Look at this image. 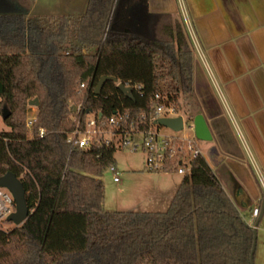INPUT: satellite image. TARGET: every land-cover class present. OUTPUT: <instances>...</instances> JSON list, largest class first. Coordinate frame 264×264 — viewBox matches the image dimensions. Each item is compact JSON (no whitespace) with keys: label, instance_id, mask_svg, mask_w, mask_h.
<instances>
[{"label":"trees","instance_id":"trees-1","mask_svg":"<svg viewBox=\"0 0 264 264\" xmlns=\"http://www.w3.org/2000/svg\"><path fill=\"white\" fill-rule=\"evenodd\" d=\"M28 12V0H0V178L20 182L27 209L21 226L0 229V264H250L253 229L202 156L166 212H107L101 179L114 146L104 137L82 149L67 143L92 118L131 135L163 100L183 110L195 56L182 22L151 14L148 0H87L77 20ZM103 77L116 82L96 96Z\"/></svg>","mask_w":264,"mask_h":264},{"label":"crops","instance_id":"crops-1","mask_svg":"<svg viewBox=\"0 0 264 264\" xmlns=\"http://www.w3.org/2000/svg\"><path fill=\"white\" fill-rule=\"evenodd\" d=\"M86 3L87 0H67L66 4L71 7L64 8L59 17L77 20L83 15ZM183 6L238 134L197 56L191 100H185L186 108L180 113L203 117L211 140L200 141L198 149L248 225L251 210L259 207L254 220L253 261L264 264V210L261 207L264 194L239 138L240 134L264 180V0H183ZM31 11L29 8L27 17L34 19L30 17ZM148 11L169 15L181 22L176 0H148Z\"/></svg>","mask_w":264,"mask_h":264},{"label":"built area","instance_id":"built-area-1","mask_svg":"<svg viewBox=\"0 0 264 264\" xmlns=\"http://www.w3.org/2000/svg\"><path fill=\"white\" fill-rule=\"evenodd\" d=\"M179 8V13L181 17L182 25L187 34L188 40L191 44L192 50L194 52V56H197L198 60L202 63L204 69L207 72V75L211 81V84L219 98V100L224 103V108L227 113V116L232 121L234 128L238 134L237 127L234 123L233 116L231 115L227 105L225 106V102L221 95V90L219 84L217 83L216 78L214 77L210 66L207 64L205 57L201 51V48L197 42L195 34L193 32L192 26L188 21L187 14L185 8L183 6V0H176ZM80 89L84 88L83 84H80ZM156 99L157 96H156ZM181 116V113L176 110L174 106L166 103V100L157 103L153 107V116L147 122V129L143 131H138L134 134H139L143 136V142L138 147L136 145H132L130 141H126L124 138L128 135H123L119 132L105 131L104 124L97 125L96 121L92 118L88 120L86 123V128L82 132L77 129L67 138V143L72 146L82 149L88 146L89 142L94 139H98L104 137V142L106 145L114 146V141H117L118 144L120 142L121 146H130L131 145V153H135L138 149H141L144 153V168L145 171L149 173H165V172H175L180 176H184L190 170L189 162L191 159L201 156L199 149L195 143L196 139L194 135L192 136H184L183 138H170L167 136H163L160 134L156 128H160L156 124V120L158 119H171ZM183 117V116H182ZM120 120V119H119ZM119 120L114 118H110L107 122L108 126H114L116 130L119 129ZM142 120L144 118L142 117ZM36 121V112H29L26 118L25 125L29 129ZM186 128L185 120H183V129ZM188 129L193 133L192 128ZM131 134V135H134ZM44 135V131H39V137ZM239 138L245 149L246 155L248 156L249 162L251 166L255 170V173L258 176L263 194H264V180L261 177L260 171L256 167L251 154L248 151L245 141L242 136L239 134ZM109 171L112 174V181L114 183L120 182V176L116 173V171L111 167ZM6 203L10 204L9 199L6 195H3L0 191V221L7 218L8 215L11 214L10 209L6 207ZM259 214V207H255L251 210V221L249 222V227L254 229V220L257 218Z\"/></svg>","mask_w":264,"mask_h":264},{"label":"rangeland","instance_id":"rangeland-1","mask_svg":"<svg viewBox=\"0 0 264 264\" xmlns=\"http://www.w3.org/2000/svg\"><path fill=\"white\" fill-rule=\"evenodd\" d=\"M28 2L29 8H32L30 13L31 18L41 15L59 17L63 15L62 10L64 8L71 7V5L66 4L67 0H28ZM187 100L191 99L188 98ZM183 103H185V100H183ZM185 104L183 105L184 110L186 108ZM192 107L191 104L190 108L192 109ZM32 111L36 112V108L30 107L29 112ZM181 116L185 118L186 123L187 116L184 113ZM156 130L163 136L177 139L183 138L184 136L191 137L193 134L188 129V124L183 131L178 133L163 127L156 128ZM2 132H8V129L5 127L0 116V133ZM124 139L138 147L143 142V136L139 134L128 135ZM117 141H114L115 153L113 157V169L120 176V183L117 184L112 181V174L109 170L103 175L101 179L104 188L103 209L107 212H166L182 176L172 171L165 173H149L145 171V156L142 150L138 149L137 152L131 153V145L123 147ZM195 143L197 148L202 144L197 140ZM0 191L10 201V204H5L6 207L10 209L11 213L14 212L10 193L4 189H0ZM5 220L0 221V229L9 231L15 228L12 223L5 222Z\"/></svg>","mask_w":264,"mask_h":264},{"label":"water","instance_id":"water-1","mask_svg":"<svg viewBox=\"0 0 264 264\" xmlns=\"http://www.w3.org/2000/svg\"><path fill=\"white\" fill-rule=\"evenodd\" d=\"M107 82H116L114 78L103 77L98 81L97 86L94 89V95H99L102 87ZM118 89L128 98H131V88H126L122 85H118ZM30 107L37 108L38 100L34 99L28 104ZM76 110V108H73ZM8 114L5 110L2 113V120L7 118ZM187 122L189 128H192L194 138L197 141L201 142H209L211 140L210 133L205 124V121L202 116H187ZM183 120L184 117L178 116L176 118L171 119H158L156 120V124L160 127L169 129L175 133L181 132L183 129ZM0 189L7 190L11 195V201L14 206V212L7 216L6 220L12 223L15 227L21 226L27 219V209L25 205L24 191L21 187L20 182L10 173L0 178ZM262 210H264V198L262 200ZM256 225L253 229V244L250 252L249 261L250 264H254V253H255V245H256Z\"/></svg>","mask_w":264,"mask_h":264}]
</instances>
